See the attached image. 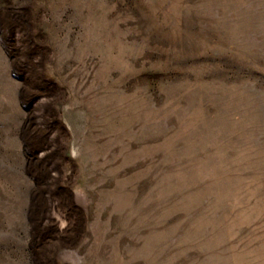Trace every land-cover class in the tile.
Masks as SVG:
<instances>
[{
  "label": "rangeland",
  "instance_id": "obj_1",
  "mask_svg": "<svg viewBox=\"0 0 264 264\" xmlns=\"http://www.w3.org/2000/svg\"><path fill=\"white\" fill-rule=\"evenodd\" d=\"M0 264H264V0H0Z\"/></svg>",
  "mask_w": 264,
  "mask_h": 264
}]
</instances>
